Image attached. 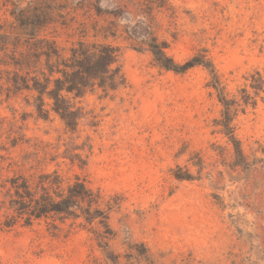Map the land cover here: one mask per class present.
<instances>
[{
    "label": "rangeland",
    "instance_id": "374dc122",
    "mask_svg": "<svg viewBox=\"0 0 264 264\" xmlns=\"http://www.w3.org/2000/svg\"><path fill=\"white\" fill-rule=\"evenodd\" d=\"M28 31L118 47L126 87L77 100L74 131L0 89V185L56 169L118 206L104 224L0 228V264H264V0H0V34ZM151 43L179 65L205 52L231 101L240 165L207 70L166 71ZM3 201L0 188V223Z\"/></svg>",
    "mask_w": 264,
    "mask_h": 264
},
{
    "label": "trees",
    "instance_id": "16d2710c",
    "mask_svg": "<svg viewBox=\"0 0 264 264\" xmlns=\"http://www.w3.org/2000/svg\"><path fill=\"white\" fill-rule=\"evenodd\" d=\"M42 32L0 34V89H4L7 99L26 93V105L33 108L38 118L47 120L53 114L66 129L74 131L83 117L81 108L76 106L77 100L97 91L106 98L126 87L120 49L104 41L88 42L84 36L68 46L62 45L56 36ZM149 51L156 65L166 71L185 73L195 66L207 70L211 77L209 86L223 107L218 125L232 146L236 166L240 165L245 156L234 134L231 101L226 98L225 89L205 52L199 50L179 65L156 43L149 45ZM17 145L15 142L11 147ZM69 159L71 163L77 161L79 167L85 165L79 155ZM11 165L18 168L29 165V169L34 166L28 162ZM174 177L191 180L188 172L175 173ZM0 188L6 210L1 229H11L18 223L31 226L41 220H50L51 228L56 231L60 230V224L80 219L89 225L95 221L104 224L108 214L118 206L117 199L105 200L104 195L91 189L83 177L74 175L72 179H65L56 169L29 176L17 172L3 180Z\"/></svg>",
    "mask_w": 264,
    "mask_h": 264
}]
</instances>
